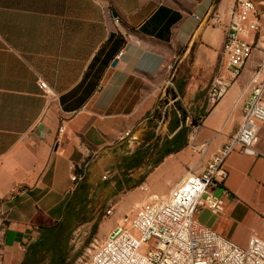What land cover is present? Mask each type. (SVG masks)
I'll list each match as a JSON object with an SVG mask.
<instances>
[{
  "label": "crops",
  "instance_id": "crops-1",
  "mask_svg": "<svg viewBox=\"0 0 264 264\" xmlns=\"http://www.w3.org/2000/svg\"><path fill=\"white\" fill-rule=\"evenodd\" d=\"M251 1L258 28L244 38L252 56L204 116L203 132L231 107L238 121L250 97L245 82L264 58V0ZM233 8L234 0H0V264H21L26 248L63 219L70 177L86 160L94 173L133 143L166 88L175 89L180 63L210 75ZM255 149L225 159L227 177L212 191L221 211L195 216L240 246L264 239V122ZM177 153L145 176L151 192L167 193L193 173L184 176L187 164L179 170Z\"/></svg>",
  "mask_w": 264,
  "mask_h": 264
},
{
  "label": "built area",
  "instance_id": "built-area-1",
  "mask_svg": "<svg viewBox=\"0 0 264 264\" xmlns=\"http://www.w3.org/2000/svg\"><path fill=\"white\" fill-rule=\"evenodd\" d=\"M218 18V14H215ZM258 18L251 0H234L229 31L222 45L218 72L212 77L208 100L216 104L239 77L252 56L253 44L244 36L257 32ZM122 54L120 50L117 54ZM264 58L253 70L247 83L250 97L244 104L234 133L220 147L204 169L188 174L175 185L165 199H154L122 214L105 237L93 247L89 259L79 264H264V239L249 236L244 246L196 222L202 208L211 213L222 209L213 188L227 177L225 159L232 152L256 155L260 124L264 122V79L258 75ZM42 93L48 94L44 80L38 82ZM124 132L119 140L129 136ZM89 160L72 173L74 189L86 173ZM112 206L106 212L111 214Z\"/></svg>",
  "mask_w": 264,
  "mask_h": 264
},
{
  "label": "rangeland",
  "instance_id": "rangeland-1",
  "mask_svg": "<svg viewBox=\"0 0 264 264\" xmlns=\"http://www.w3.org/2000/svg\"><path fill=\"white\" fill-rule=\"evenodd\" d=\"M258 50L264 54V45ZM183 51V48L176 51V63ZM221 59L222 50L217 54L216 63L207 77L202 73L191 74L190 66L180 63L178 77H173L175 89L166 88L142 130L132 140L133 143L106 157L98 163L94 173H85L79 180L74 192H78L85 183L88 186L87 197L71 214L67 227L63 231L55 228L49 238L57 251L55 259L61 257L68 264H79L89 259L93 247L114 226L109 225L113 216L116 215L118 219L146 202L167 198L172 186L167 193L161 194L151 192L143 184L145 176L154 172L155 166L163 158L174 157L180 151L175 163L179 170L187 164L184 176L189 172L199 173L230 138L241 118L240 115L238 121L233 123L236 116L233 107L226 112L219 127L203 132L202 125L204 116L217 104H210L208 89L212 77L218 72ZM261 72L259 79L264 78V67ZM251 75L245 82L246 86ZM167 172L173 174L174 168H168ZM154 183L158 185L156 180ZM110 206L112 211L108 215L106 210ZM45 234L44 231L42 237L30 246L33 248L40 240H46L48 234ZM53 256L50 251H42L37 264L56 261L52 260Z\"/></svg>",
  "mask_w": 264,
  "mask_h": 264
},
{
  "label": "trees",
  "instance_id": "trees-1",
  "mask_svg": "<svg viewBox=\"0 0 264 264\" xmlns=\"http://www.w3.org/2000/svg\"><path fill=\"white\" fill-rule=\"evenodd\" d=\"M196 123V122H194ZM76 170L75 172H77ZM77 187V186H76ZM76 187L73 189V196L71 194L70 198L68 199L66 206H65V213L62 220L55 222L52 226L45 228L46 234H48V240H40V242L32 248L30 245L26 248L25 256L21 264H37L39 262L38 255L40 252H51L53 259L56 261H51L50 264H68V262H64V260L61 257L56 258L57 251L55 250L54 244L50 242V237L54 233L55 228L57 230H64L67 227V224L70 220L71 214L74 212L75 209H77L78 205L83 203L84 200L87 197L88 192V186L85 183H82L81 188L78 190V192H74ZM43 234V233H42ZM45 234V236H46ZM42 237V236H41ZM40 237V238H41ZM39 240V239H38Z\"/></svg>",
  "mask_w": 264,
  "mask_h": 264
},
{
  "label": "bare ground",
  "instance_id": "bare-ground-1",
  "mask_svg": "<svg viewBox=\"0 0 264 264\" xmlns=\"http://www.w3.org/2000/svg\"><path fill=\"white\" fill-rule=\"evenodd\" d=\"M262 74V72L259 73L258 77L260 78V75ZM264 79V78H263Z\"/></svg>",
  "mask_w": 264,
  "mask_h": 264
},
{
  "label": "water",
  "instance_id": "water-1",
  "mask_svg": "<svg viewBox=\"0 0 264 264\" xmlns=\"http://www.w3.org/2000/svg\"><path fill=\"white\" fill-rule=\"evenodd\" d=\"M113 64H115V62Z\"/></svg>",
  "mask_w": 264,
  "mask_h": 264
}]
</instances>
